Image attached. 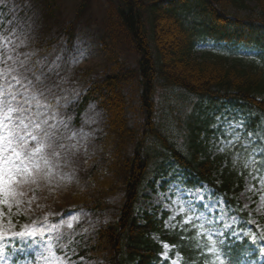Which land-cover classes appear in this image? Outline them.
I'll use <instances>...</instances> for the list:
<instances>
[{
    "label": "trees",
    "instance_id": "1",
    "mask_svg": "<svg viewBox=\"0 0 264 264\" xmlns=\"http://www.w3.org/2000/svg\"><path fill=\"white\" fill-rule=\"evenodd\" d=\"M27 1L7 0L0 6V36L31 27L35 39L50 50L56 39H45L56 25L55 2L39 0L37 7L26 6ZM105 1L106 32L122 37L135 59L133 65L109 59L110 70L87 78L85 93L60 110L63 121L72 117L67 127L72 129L93 106L103 130L97 133L101 153L91 159L77 157L78 185L72 207L50 219L58 224L71 212L81 215L71 229L60 230L56 249L69 244L76 254L69 251L68 255L78 264H170L160 257L161 243L173 246L172 256L180 254L182 264H228L224 252L232 264H241L246 255L256 257L259 244L251 238L254 228L249 233L248 213L237 201L246 172L233 164L229 153L212 156L210 151L216 133L213 117L225 106L244 114L245 131L259 149L264 148V0ZM88 2L82 0L71 23L61 22L62 35L72 38ZM16 7L21 10L17 12ZM32 12L37 18H30ZM209 43L214 51L197 57L198 46ZM239 49L250 56H238ZM41 80L39 85L44 83L42 88L48 91L45 99H50L57 89L54 77L49 74ZM127 86H134L131 100ZM133 100L138 119L130 125L128 110ZM54 139H47V149ZM174 166L184 174L181 185L208 184L239 216V230L247 233L241 242L227 234L225 242L215 247L201 241L193 226L168 230L167 212L146 211L140 217L145 185L171 172L174 180L178 173ZM260 173L264 174V158ZM117 198L120 206L111 202ZM107 213L112 219L105 222Z\"/></svg>",
    "mask_w": 264,
    "mask_h": 264
},
{
    "label": "rangeland",
    "instance_id": "2",
    "mask_svg": "<svg viewBox=\"0 0 264 264\" xmlns=\"http://www.w3.org/2000/svg\"><path fill=\"white\" fill-rule=\"evenodd\" d=\"M6 1L2 0L0 6ZM38 1L30 0L25 4L26 6H35ZM54 2L56 25L53 26L50 37L45 39V41L51 38L56 39L50 50L46 49L44 41L40 43L38 38L35 39L31 27H27L25 31L20 27L24 31L23 33L15 31L7 37L0 36V59L12 57L6 64L0 63V72H3V75L0 76V98L8 100L12 93H17L18 100L27 102L26 106L31 109V112L28 113L30 130L38 138L42 155L50 161L48 165H44L41 161V167L46 170V174L39 176L35 184L25 186L26 195L17 198L21 202L19 204L13 203L10 215L7 206H4L3 227L6 233L9 230H21L24 225L43 228L51 242L53 251L59 256L61 254L54 248V244L60 240V236L57 237L56 235L62 229H70L69 224L72 226L77 224L81 215L71 213L58 224L50 223L49 220L61 215L73 205L72 197L76 194L78 185L75 175L77 160L79 157L91 159L101 153L102 149L97 142V133L103 130L100 114L93 106L82 115V123L72 129L65 128L61 123L64 118L60 110L76 103L85 93L88 88L85 81L88 80L87 78L103 75L110 70L112 61L109 59L118 58L120 61L133 65L135 57L132 49L122 37L117 34L109 35L106 32L108 5L105 0H89L82 13L83 16L73 30L71 39L59 32L61 22L68 24L74 20L82 0H54ZM250 4L253 7L256 6L254 1ZM15 9L17 12L21 10L20 7ZM30 18H37L34 16V12L30 14ZM81 50L83 55H81ZM212 50H214L212 44H202L198 46L195 55L200 57ZM241 54L243 57L248 56L246 51H241ZM21 62L30 69L28 80H23L20 85H15L12 76L16 75V72H9L8 69L16 68L19 70ZM34 68L37 71L33 73ZM86 73L88 75H85ZM49 74L54 77L57 89L51 94L50 99H45L48 91L42 88L44 83L39 85V81L42 82L41 78L46 75L49 76ZM9 81H12L15 86L9 87ZM133 89L134 86H127L126 88L130 100L135 98ZM48 100H52L53 103ZM212 111L211 108L210 114ZM137 119L138 107L136 101L133 100L131 101V109L128 110V123L135 125ZM213 120L212 129L216 130V133L211 138L213 150L210 153L212 156L229 153L234 165L238 168L243 166L244 170L247 171L244 190L237 199L243 208L249 212L250 223L256 227L258 236L262 239L264 226L258 224V219L264 220V183H261L264 181V175H260L262 158L256 155L260 149L256 146L252 134L248 135L250 132L245 131L244 114L240 110L228 106L219 107ZM45 121L47 122L45 123ZM225 121H231L234 125L242 124L243 127L233 130ZM36 123L40 124V128L34 127ZM223 132L228 133L229 142L223 144L222 150H218L217 138ZM49 137L55 138L52 146L59 153L58 156H51V149H47ZM36 144V141L32 142V145ZM181 144L182 140L179 139L178 146L181 147ZM127 150L130 152L131 148ZM258 169L259 180L254 178ZM171 175H173L172 172L168 177L160 180L152 178L151 185L148 183L145 185V197L141 205L140 216L145 211L160 210L162 212L167 209L166 211L170 212V218L167 220L168 229L180 224H190L197 225L199 236L208 239V241L222 240L224 236L219 237V231L224 233L231 231V237L240 238V232L237 229L240 221L228 212L223 200L218 205L217 196L214 195L211 188L201 185L197 189L186 190L177 182H169L164 185V181L168 182ZM197 194L203 195L204 199H196ZM183 201L195 205L198 211L208 219L220 217L219 223L213 225L205 223L202 227V221L197 219V213L190 211ZM120 202V198L113 200L115 206H119ZM214 205L218 206L214 207ZM232 217H235V220H232ZM9 219L13 221V224L8 223ZM108 219L111 220L112 217L107 213L105 214V222ZM89 221L90 219H87L86 223L91 224ZM225 224H230L231 227L225 228ZM209 229H212L211 235ZM262 240L264 241V239ZM44 248V242L39 239H14L7 243L0 242V264H45L41 258L42 254L46 255ZM172 250L173 248L169 245L167 249L164 248L163 260H169L170 264H182L180 255L175 254L172 257ZM248 264H264V255L259 252L256 261L251 260Z\"/></svg>",
    "mask_w": 264,
    "mask_h": 264
},
{
    "label": "snow or ice",
    "instance_id": "3",
    "mask_svg": "<svg viewBox=\"0 0 264 264\" xmlns=\"http://www.w3.org/2000/svg\"><path fill=\"white\" fill-rule=\"evenodd\" d=\"M2 2V0H0ZM81 55L83 51L81 50ZM12 57L8 56L5 59H0V63H7L8 60H11ZM9 72H16V75L12 76V81L15 82V85H20L23 80H28V73L30 69L27 68L23 62L20 64L19 70L16 68H9ZM3 75V72H0V76ZM9 81V87H14L15 85ZM43 95V93H42ZM27 102H23L17 99V93H12L11 98L4 100L0 98V242H10L14 239L19 240H41L45 244L44 253L42 254V259L45 261V264H78V262H72L71 257L68 255L70 251L72 255H75V249L71 248L69 244H62L61 247L57 250L61 255H57L53 251L51 242L48 240L45 230L43 228L31 227L29 225H24L21 230H9L5 231L3 227V218L5 217V212L3 211L4 206H7L9 215L11 214L13 203L19 204L21 201L17 200L18 197H23L26 195L24 188L27 185H32L37 182V179L42 174H46V170L42 169L41 161L44 165H48L50 161L42 155V148L39 146V141L37 136L30 130L28 121L30 116L28 113L31 112V109L26 106ZM72 117L68 116L66 121H61L65 128L68 127V124L71 122ZM47 121H45L46 123ZM233 130L243 127L242 124H232L231 121H225ZM35 128H40V124L36 123ZM47 136V133H45ZM251 135V133H248ZM228 133L223 132L218 140V150H222L224 143L229 142ZM51 140L52 138L49 137ZM36 141V145H32V142ZM48 147L51 149L50 155L55 157L59 153L55 151L52 144L50 143ZM256 155L264 158V148H261ZM255 179L259 180V169L257 170ZM264 183V181H261ZM170 199V198H169ZM196 199L203 200L204 197L201 194L196 195ZM218 205L222 202L221 197H217ZM189 207L190 211L197 213V219L202 221L201 226L204 224L213 225L219 223L220 217L216 219H208L203 213H200L195 205L190 204L188 201H183ZM218 205H214L217 207ZM167 210V209H165ZM235 220V217L231 218ZM8 223L11 225L13 221L8 220ZM168 221H165L167 225ZM69 228L72 227L71 224L68 225ZM225 228L231 227L230 224H225ZM212 229H209V234L211 235ZM252 230L249 229V233ZM225 233L223 231L218 232L219 237H223ZM252 241L254 244L257 243L256 236L252 235ZM264 239V237H262ZM164 248L167 249L168 245H164ZM258 251L261 255H264V245L260 246ZM225 259L228 260V264H232L231 259L227 252H224Z\"/></svg>",
    "mask_w": 264,
    "mask_h": 264
}]
</instances>
